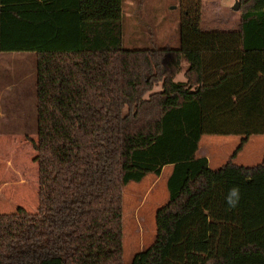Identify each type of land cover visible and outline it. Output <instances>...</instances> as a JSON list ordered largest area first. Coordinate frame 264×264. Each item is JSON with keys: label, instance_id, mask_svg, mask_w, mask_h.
I'll return each mask as SVG.
<instances>
[{"label": "trees", "instance_id": "trees-1", "mask_svg": "<svg viewBox=\"0 0 264 264\" xmlns=\"http://www.w3.org/2000/svg\"><path fill=\"white\" fill-rule=\"evenodd\" d=\"M196 1L180 46L125 48L121 0H0V51L35 54L37 166L36 210L0 213V264H122V187L166 164L154 240L128 264H264V152L232 160L264 120L215 168L195 154L210 91L264 73V0H237L235 30L203 29ZM205 53L240 62L206 81Z\"/></svg>", "mask_w": 264, "mask_h": 264}, {"label": "rangeland", "instance_id": "rangeland-1", "mask_svg": "<svg viewBox=\"0 0 264 264\" xmlns=\"http://www.w3.org/2000/svg\"><path fill=\"white\" fill-rule=\"evenodd\" d=\"M183 1L193 4V0H121L122 46H180L177 30ZM234 1L238 5L237 0L196 1L200 8V26L235 30L238 13L232 8ZM184 67L185 62H182L174 79H184ZM34 82L33 51L0 52V213L14 212L17 206L33 212L37 207V166L32 146L36 140ZM159 86V83L155 84L152 90ZM238 139L220 138L221 145L212 147L215 153L210 168L216 167L215 156L225 157ZM247 143L243 150L245 156L238 160L246 164L258 162L264 152V136L252 135ZM10 154L17 166L8 157ZM6 158L10 159L7 163ZM169 169L170 166L164 167L151 184L154 175L148 173L138 181L129 180L122 187V264H128L135 252L154 240L155 210L167 199L165 180Z\"/></svg>", "mask_w": 264, "mask_h": 264}, {"label": "crops", "instance_id": "crops-1", "mask_svg": "<svg viewBox=\"0 0 264 264\" xmlns=\"http://www.w3.org/2000/svg\"><path fill=\"white\" fill-rule=\"evenodd\" d=\"M203 59L202 71L205 73V77L203 78L206 81H212L223 72L235 69L240 62L238 59L235 61L227 60V58L216 60L213 54L210 53H205ZM210 98L211 99H209V102L203 109L205 110L210 104V107L207 108V111L203 113L201 117L202 132L195 151L197 156H204L206 158L208 166L215 153L212 147L218 144L221 145V137H233L234 139H238L241 133L248 129V127L258 128L260 126L258 125L259 121L264 120V73H259L256 78L246 86L241 84V77L239 75L228 76L222 79L220 83L210 91ZM252 135L264 136V132L248 134L240 149L233 156L232 160L234 162L246 164V162L240 160L245 156L243 150ZM229 154L225 157L222 156V159L218 157V155L215 156L216 161L214 160V165L218 166L221 164ZM11 156L10 154L8 157L12 158L15 162V166H17L15 158ZM8 160L10 159L6 158V163ZM6 163L4 167H6ZM166 166L170 165H163L158 175L153 174L154 177L150 184L156 180Z\"/></svg>", "mask_w": 264, "mask_h": 264}, {"label": "clouds", "instance_id": "clouds-1", "mask_svg": "<svg viewBox=\"0 0 264 264\" xmlns=\"http://www.w3.org/2000/svg\"><path fill=\"white\" fill-rule=\"evenodd\" d=\"M231 196L232 197H236V199H229V203H230V205H232V206H235V204H236V202H237V200H238V197H239V190H238V188H234V189H232L231 190Z\"/></svg>", "mask_w": 264, "mask_h": 264}, {"label": "water", "instance_id": "water-1", "mask_svg": "<svg viewBox=\"0 0 264 264\" xmlns=\"http://www.w3.org/2000/svg\"><path fill=\"white\" fill-rule=\"evenodd\" d=\"M232 8H233V9H236V8H237V3H236V1H234V4L232 5Z\"/></svg>", "mask_w": 264, "mask_h": 264}]
</instances>
